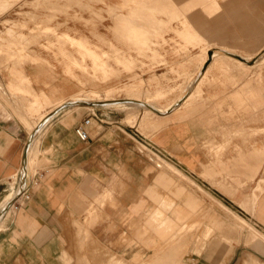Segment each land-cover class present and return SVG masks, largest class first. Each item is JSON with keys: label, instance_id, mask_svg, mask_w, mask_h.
I'll list each match as a JSON object with an SVG mask.
<instances>
[{"label": "rangeland", "instance_id": "1", "mask_svg": "<svg viewBox=\"0 0 264 264\" xmlns=\"http://www.w3.org/2000/svg\"><path fill=\"white\" fill-rule=\"evenodd\" d=\"M254 1L217 0L224 19L214 23L211 20L216 14L206 18L207 0H0V71L17 83L14 88H8L7 83L3 87L0 84V96L8 106L6 94L19 103L16 105L23 111L17 109L16 116L27 135L40 116L51 111L58 100L73 102L71 105L87 101L90 112L94 103L110 96H131L142 102L143 96H148V104L163 105L186 85L197 63L193 55L198 50L197 45L202 44L196 40L195 44L186 43L182 35L174 31L180 28V20L186 17L194 29L217 44H230L241 55H252L256 51L260 57L264 53V0L263 11L257 13ZM240 7L242 18L247 10V22L243 20L242 25ZM260 31L261 35L256 34ZM207 44L203 43V47L207 48ZM213 50L206 55L210 57ZM261 59L264 65V55ZM215 70L212 67L210 74ZM30 71L34 73L31 80L19 76L30 77ZM105 87L113 90H103ZM222 87L223 83L214 76L206 77L199 84L197 95L186 105L194 101L207 104L208 92ZM156 88L166 91L163 95L151 96ZM67 91L71 92L65 97ZM91 91L98 97H93ZM38 95L51 99L43 101L42 105H32ZM99 106L96 115L102 112L109 117L99 118L106 122L115 120L114 125L130 141L133 154L139 157L136 165L144 170L142 174L137 168L130 172V200L127 201L130 211L122 201L128 182L124 164H112L105 169L106 177L99 182L90 183V178H86L83 188L87 193L81 191V195L77 194L79 198L67 207L61 225L62 248L55 264H222L227 260L224 257L229 258L236 248L264 250L252 239L259 236L247 216L253 215L241 211L235 202L242 194L250 195L253 180L241 174L238 177L241 189L235 197H229L214 184L215 177L202 173L207 163L215 168L220 166L218 161L231 163L234 153L239 156L237 146L244 151L254 147V131L204 133L192 144L206 159H200L196 170L191 171L189 167L182 170L173 159H165L141 141L152 139L156 132L153 125L142 128L141 123L136 127L143 106ZM131 109L139 111L133 113ZM133 114L136 117L131 120ZM98 124L91 120V130ZM27 137L29 141V135ZM243 160L245 163L246 159ZM45 162V159H37L27 169L42 168ZM175 167L195 184L179 176ZM165 171L176 175L181 180L174 179L176 185L185 189L174 198L183 212H169V206L164 207V212L157 211L161 203L157 195L163 194L166 203L171 197L166 188L153 182ZM228 174L233 173L216 175L222 180L221 186L223 181L231 180ZM18 179L13 185L8 184L7 197L13 190L20 192L19 175ZM176 185L169 190L176 191ZM146 192L153 193V203L158 207H152ZM18 193L12 200L18 198ZM187 196L198 200L193 211L183 204ZM3 200L0 217L11 208L9 204L3 205ZM138 202L140 206L133 212ZM224 207L248 220L252 227L240 224ZM151 208L153 211L149 212ZM11 215L12 212L7 219ZM202 232L207 233V237ZM210 241L215 245L207 255L205 246Z\"/></svg>", "mask_w": 264, "mask_h": 264}, {"label": "crops", "instance_id": "2", "mask_svg": "<svg viewBox=\"0 0 264 264\" xmlns=\"http://www.w3.org/2000/svg\"><path fill=\"white\" fill-rule=\"evenodd\" d=\"M242 1L240 0V2ZM254 4L256 13L263 11L262 0H255ZM206 8L209 12L206 18H211L216 14V17L211 21L214 23L222 22L224 11L217 0H207ZM242 11L243 9L240 7L241 25L243 20H245L244 23L247 22V10L245 11V18H242ZM179 26L180 28L177 27L174 31L182 35L186 43L195 44L193 42L195 40L202 42V44L197 45L198 50L193 55L197 63L195 69L189 74L186 85L180 88L178 94L167 103L161 105L153 102L148 105V96H143L144 102L147 103L140 105L143 106L144 110L139 114L136 127H139V124L141 126V123L142 128L153 125L156 132L152 139L144 138L141 141L165 159H173L174 164L181 165L182 170H188L187 167H189L193 171L198 169L200 159H206V157L201 151L195 150L198 147L192 144V141L199 139L204 133L254 131V147L244 151L240 146H237L239 156L234 153L230 158L231 163L218 161L219 168L213 167L212 163H207L205 165L206 170L202 173L207 174L208 177H215L214 184L219 191L229 197H235L238 189H241V181L238 179L241 174H247L249 181L253 180L250 195L242 194L235 199V202L240 205L238 208L241 211L245 210L253 215L246 214L258 229H255L258 237L251 235L253 242L264 247V135L262 134L264 131V65L261 59L264 53L260 57H257L256 51L252 55H241L230 44L224 42L217 44L194 29L186 17L180 20ZM256 34L261 35L262 32H256ZM205 42L210 47L204 48L203 43ZM212 49L215 52L212 51L213 53L209 57L206 52ZM207 59H209L208 64L202 68V64ZM212 67L216 68L218 72L216 73L215 70L210 74ZM198 72H201L200 75ZM218 73L221 75L218 76ZM19 74L20 72H18ZM33 75L34 73L30 71V77L27 75L19 76L31 80ZM194 75L196 76L194 77ZM209 76H214L215 79L222 82L223 87L208 92L209 102L207 104L194 101L186 105L191 98L197 95L199 84ZM191 78L196 80L193 79L192 81ZM189 81L191 87L188 89ZM6 83L8 88H14L17 85V83L7 79L4 71H0L1 86ZM103 90H113V88L105 87ZM165 91L156 88L151 96L163 95ZM70 92H65L67 94L65 97ZM5 96L9 106L0 96V203L9 193L8 184L11 182L13 185L18 179V175L20 179L22 178V185L29 184L27 185L28 198L13 211L12 208L6 210L7 216L12 212L9 219L6 215L0 219V228L2 227L0 231V264H55L62 248L61 225L66 218L67 207L72 201L79 198L77 194L87 193V190L83 188L86 178H90V183L99 182L106 177L105 169L112 164H124L128 174V182L122 201L126 203V210L130 211V202H127L130 200V172H134V168H137L142 174L144 168L140 169L141 166L136 165L139 157L133 154L130 141L114 125L115 120L106 122L102 118L109 116L102 112H98L96 115L95 111H98L101 106L93 105V111L90 112L86 105H79L81 103L76 105L64 104L57 108L39 127L34 128L32 135L28 133V141L25 127L16 116L17 109L23 110L20 106L17 107L16 103H19L15 98L8 96V94ZM50 99L47 95H38L32 105H42L43 101ZM136 101L139 100L136 99ZM61 102L64 101L58 100L54 108ZM131 111L133 110L131 109ZM137 111L139 110L135 109L133 113ZM133 115L131 120L136 117ZM152 115H155V118H152ZM86 117L90 118L86 127L87 138L81 141L74 134L73 128ZM91 120L99 123L98 127L92 130ZM259 131L262 132L259 133ZM26 152L27 158L25 159ZM37 159H45L44 166L33 171L27 169ZM243 159H246L245 163ZM161 161L165 162L162 159ZM176 172L189 183L195 184L186 178V175L184 177L178 169ZM222 173L233 174H228L231 180L223 181L221 186L222 180L217 179L216 175ZM251 177L254 178L251 179ZM174 179L180 180L168 171L160 172L153 179L154 183L166 188L167 193L171 196L169 203H166L162 199L163 194L157 195L161 199L160 208L157 210L159 212H164V207L167 206L170 207L169 212H183L176 206L174 198L182 194L185 189L176 185ZM30 180H35L36 183L33 184ZM173 185H176L174 192L169 190L170 187H174ZM17 193L18 190L14 196ZM146 195L153 203V193L146 192ZM139 203H136L133 212L138 210ZM183 204L189 211H193L198 205V200L193 196H187L183 200ZM152 207L158 206L153 203ZM151 211H153L152 208L149 212ZM147 217L148 215L145 216L144 220ZM239 218L244 221L243 225L252 227L248 220ZM202 235L207 237L208 234L202 232ZM214 245L215 242L210 241L205 246L207 255L210 254ZM203 247L204 243L202 244ZM224 258L227 260L222 264H264V250L236 248L229 258Z\"/></svg>", "mask_w": 264, "mask_h": 264}, {"label": "bare ground", "instance_id": "3", "mask_svg": "<svg viewBox=\"0 0 264 264\" xmlns=\"http://www.w3.org/2000/svg\"><path fill=\"white\" fill-rule=\"evenodd\" d=\"M61 41V40H60ZM227 51V50H226ZM213 52H215V51H213ZM213 52H211V54L213 53ZM220 52V51H219ZM219 52H218V55H219ZM222 53V52H221ZM228 53V52H227ZM232 53V52H231ZM230 54V53H229ZM220 55H222V54H220ZM224 55H225V53H224ZM216 56V55H215ZM206 58L208 57V56H205ZM227 57H230V56H227ZM232 58V57H231ZM203 65V64H202ZM200 71V70H199ZM199 73V72H198ZM201 73V72H200ZM200 73L198 74V75H200ZM196 75H194V77H195ZM201 78V77H200ZM192 79V78H191ZM194 80H196L195 78H193ZM193 79H192V81H193ZM190 82V81H189ZM193 84V83H192ZM189 85V87H188V89L191 87L190 85H191V82H190V84H188ZM187 89V88H186ZM188 92V91H187ZM91 93V95L93 96V97H95V98H97L98 96H97V93L95 92V91H91L90 92ZM184 94V93H183ZM186 94V93H185ZM189 95V94H188ZM187 95V96H188ZM9 96V95H8ZM90 97V96H89ZM183 97V96H182ZM91 98V97H90ZM133 98V99H132ZM137 98V97H136ZM83 100H88V99H79V101H83ZM93 99H91V101H92ZM137 100H139L138 98H137ZM141 100V99H140ZM77 101H78V99H77ZM84 101V102H85ZM180 101V100H179ZM74 102H75V100H74ZM77 103H79V102H77ZM86 103H88L87 101H86ZM91 103V102H90ZM147 103V102H146ZM145 102H142V101H136V99L134 100V97H125V98H120V97H113V96H110V97H107V98H104L102 101H97V103H94V104H98V105H103V106H106V107H131V105H136L137 107L139 106V105H145L146 104ZM64 104H74L73 102H66V101H64V102H61V103H59L58 105H56V107L54 108V109H56V108H59L60 106H62V105H64ZM93 104V105H94ZM177 104V102L175 103V105ZM148 105H150V103L148 104ZM152 106H155V105H152ZM174 106V105H173ZM172 106V107H173ZM133 107V106H132ZM135 107V106H134ZM136 108V107H135ZM156 108V107H155ZM53 109V110H54ZM125 109H128V108H125ZM142 109H144V108H142ZM146 109V108H145ZM53 110H51V111H53ZM147 110V109H146ZM50 111V112H51ZM151 111V110H150ZM50 112H48L47 114H45V115H41L40 116V118L38 119V123L35 125V126H33V127H31V130H30V135H32V132H33V130H34V128H37V127H39L43 122H44V120H45V117H47V115L50 113ZM156 112V111H155ZM166 112V111H165ZM152 114H154L153 112H151ZM160 115V114H159ZM165 115V114H164ZM49 117V116H48ZM28 146V145H27ZM27 158V152H26V154H25V159ZM26 161H28V160H26ZM25 162V161H24ZM26 163V162H25ZM22 185V184H21ZM16 188V187H15ZM20 189V188H19ZM18 189H16L15 191L13 190V193L12 194H10V196H6V198L3 200V205H5L6 203H9V201L11 200L12 201V197L14 196V193L17 191ZM19 194V193H18ZM1 204V203H0ZM225 208V207H224ZM226 209V208H225ZM226 210H228V209H226ZM229 211V210H228ZM228 213V212H227ZM231 214H233V213H231ZM4 215H6V212H5V214ZM234 216L237 218V221L240 223V224H244V221L242 220V219H240L237 215H235V214H233V218H234ZM6 217H8L7 215H6ZM236 218H234L235 220H236ZM0 219H2V217H0ZM249 227V226H248ZM195 249H199V248H195Z\"/></svg>", "mask_w": 264, "mask_h": 264}, {"label": "built area", "instance_id": "4", "mask_svg": "<svg viewBox=\"0 0 264 264\" xmlns=\"http://www.w3.org/2000/svg\"><path fill=\"white\" fill-rule=\"evenodd\" d=\"M89 119H90L89 117L84 118L81 122L77 123L73 128L74 134L81 141H84L87 138L86 127L89 124ZM20 181L22 182V178L20 179ZM30 182H32L33 184L36 183L35 180H32V181L30 180ZM27 185H21L20 184V187H19L20 192L18 194V198L13 199L12 201L10 200L9 203H6V206L9 204L8 206L11 207L12 210H14L17 208V206L20 203H22L25 199H27L28 198Z\"/></svg>", "mask_w": 264, "mask_h": 264}, {"label": "water", "instance_id": "5", "mask_svg": "<svg viewBox=\"0 0 264 264\" xmlns=\"http://www.w3.org/2000/svg\"><path fill=\"white\" fill-rule=\"evenodd\" d=\"M208 54L210 55V52H209V51H208ZM208 60H209V59H207V60L205 61V63L203 64V67H202V68H204V67L206 66ZM244 62H246V61H244ZM247 62H249V61H247ZM81 104L87 105L86 103H81ZM56 109H57V108H56ZM56 109H54L53 111H51V112L47 115V117H45V120L48 118V116H51V115L55 112ZM45 120H44V121H45Z\"/></svg>", "mask_w": 264, "mask_h": 264}]
</instances>
